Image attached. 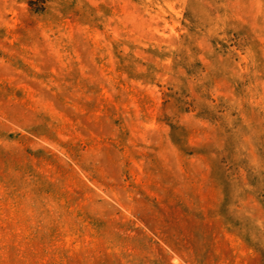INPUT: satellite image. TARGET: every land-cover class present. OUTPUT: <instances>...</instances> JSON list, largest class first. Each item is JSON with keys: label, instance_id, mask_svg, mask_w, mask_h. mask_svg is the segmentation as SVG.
Returning a JSON list of instances; mask_svg holds the SVG:
<instances>
[{"label": "rangeland", "instance_id": "1", "mask_svg": "<svg viewBox=\"0 0 264 264\" xmlns=\"http://www.w3.org/2000/svg\"><path fill=\"white\" fill-rule=\"evenodd\" d=\"M0 264H264V0H0Z\"/></svg>", "mask_w": 264, "mask_h": 264}]
</instances>
